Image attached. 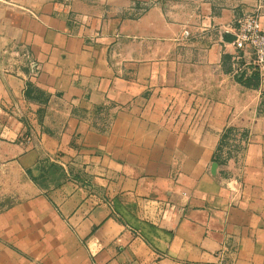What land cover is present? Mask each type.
<instances>
[{"label":"crops","instance_id":"1","mask_svg":"<svg viewBox=\"0 0 264 264\" xmlns=\"http://www.w3.org/2000/svg\"><path fill=\"white\" fill-rule=\"evenodd\" d=\"M254 10L0 0V264H264Z\"/></svg>","mask_w":264,"mask_h":264},{"label":"built area","instance_id":"2","mask_svg":"<svg viewBox=\"0 0 264 264\" xmlns=\"http://www.w3.org/2000/svg\"><path fill=\"white\" fill-rule=\"evenodd\" d=\"M234 46L242 51H251L253 54L251 70L255 73L260 87L264 90V28L261 26V15L257 10L246 12L235 20ZM17 55V52H15ZM27 56V53H25ZM237 76L243 74L242 66H234ZM38 73L37 65H34L30 76Z\"/></svg>","mask_w":264,"mask_h":264}]
</instances>
